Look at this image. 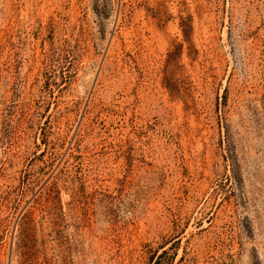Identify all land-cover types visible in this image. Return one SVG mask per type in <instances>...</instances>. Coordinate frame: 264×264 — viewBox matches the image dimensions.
<instances>
[{"label": "rangeland", "instance_id": "374dc122", "mask_svg": "<svg viewBox=\"0 0 264 264\" xmlns=\"http://www.w3.org/2000/svg\"><path fill=\"white\" fill-rule=\"evenodd\" d=\"M0 264H264V0H0Z\"/></svg>", "mask_w": 264, "mask_h": 264}]
</instances>
